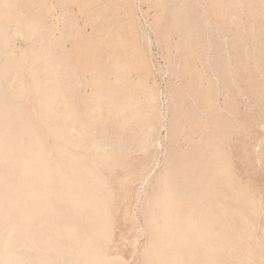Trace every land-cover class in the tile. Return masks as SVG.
<instances>
[{
  "label": "rangeland",
  "instance_id": "obj_1",
  "mask_svg": "<svg viewBox=\"0 0 264 264\" xmlns=\"http://www.w3.org/2000/svg\"><path fill=\"white\" fill-rule=\"evenodd\" d=\"M250 1L264 8V0ZM0 6L16 21L9 49L22 64L19 84L33 89L32 79L60 61L70 78L54 86L71 84L69 96L78 103L73 118L82 136L94 131L93 140L109 142L102 128L107 112L87 114L99 93L115 90L134 119L127 147L108 151L113 168L101 177L109 196L104 222L113 230L114 264H156L146 218L157 215L164 183L177 185L174 178L181 181L189 168L198 174L192 165L203 151L212 158L221 154L218 172L211 175L222 177L221 195L205 196L201 190L199 198L223 203L220 222L212 224L222 237L221 264H264V61L261 54L253 58L261 47L253 35L241 41L230 13L250 5L236 0H0ZM261 17L264 21V13ZM36 20L51 31H35ZM30 99L38 118L36 101ZM149 129L157 147L155 140L144 141Z\"/></svg>",
  "mask_w": 264,
  "mask_h": 264
},
{
  "label": "bare ground",
  "instance_id": "obj_2",
  "mask_svg": "<svg viewBox=\"0 0 264 264\" xmlns=\"http://www.w3.org/2000/svg\"><path fill=\"white\" fill-rule=\"evenodd\" d=\"M236 1L251 6L230 12L238 22L239 37L245 41L253 35L262 51L253 58L258 60L261 54L264 61V8L250 0ZM15 22L0 6V264H114L118 258L109 254L113 230L104 222L109 196L101 177L113 168L112 147H127L134 119L115 90L99 93L98 105L90 106L87 114L90 117L95 109L107 112L102 128H107L109 142L93 140L94 131L93 139L82 136L79 121L73 118L78 103L69 96L71 84L54 86L60 78H70L60 61L32 79L33 89L19 84L24 82L19 77L22 64L9 49ZM32 26L35 31H51L38 20ZM245 48L248 52L247 43ZM30 96L41 113L38 118L31 113ZM143 137L145 142L155 140L150 129ZM158 144L155 140L152 146ZM220 155L212 158L200 152L192 165L199 175L189 168L181 181L174 178L177 185L164 183L157 215L146 218L156 264L223 261L222 237L212 227L220 222L223 203L199 199L201 190L205 196L221 195L222 177L211 176L218 172L215 162Z\"/></svg>",
  "mask_w": 264,
  "mask_h": 264
}]
</instances>
